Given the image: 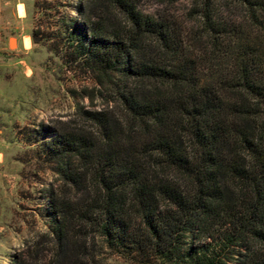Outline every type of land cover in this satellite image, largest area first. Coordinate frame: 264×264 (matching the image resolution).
I'll use <instances>...</instances> for the list:
<instances>
[{
  "label": "trees",
  "instance_id": "trees-1",
  "mask_svg": "<svg viewBox=\"0 0 264 264\" xmlns=\"http://www.w3.org/2000/svg\"><path fill=\"white\" fill-rule=\"evenodd\" d=\"M233 1L258 31L215 22L204 0L210 48L197 56L169 22L133 0H81L91 9L85 23L57 20L69 41L59 49L62 67L88 73L87 96H111L123 118L86 110L98 141L54 133L46 153L65 183L98 190L82 216L109 248L140 264H264V0ZM22 2L27 17L31 7L58 4ZM108 8L128 31L104 19ZM39 22L30 37L42 48ZM52 209L50 231L65 258L63 207Z\"/></svg>",
  "mask_w": 264,
  "mask_h": 264
},
{
  "label": "rangeland",
  "instance_id": "rangeland-1",
  "mask_svg": "<svg viewBox=\"0 0 264 264\" xmlns=\"http://www.w3.org/2000/svg\"><path fill=\"white\" fill-rule=\"evenodd\" d=\"M57 1V8L51 10L39 12L31 7L33 13L23 20L24 25L40 21L42 48L34 47L29 37L23 40L25 48L21 44L16 48L15 37L0 29V264H140L137 257L109 248L82 216L93 208L89 203L98 198V190L89 183L80 187L65 183L57 161L46 153L54 133L98 141L99 128L83 113L86 110L107 109L123 118L121 106L111 96H87L94 87L88 73L62 67L59 49L69 41L67 33L58 34V18L67 14L81 26L83 13L91 9H81V0ZM133 1L141 13L169 22L196 56L210 48L202 17L204 0ZM17 11L25 14L22 3ZM108 11L104 19L128 31L122 17L112 8ZM210 11L219 24H240L247 32L258 31L249 24L245 9L233 0H210ZM106 100H111L108 106ZM78 165L72 157L70 169ZM79 172L84 174L82 166ZM61 205L68 237L65 258L58 256L50 231L52 208ZM128 220L133 224V215Z\"/></svg>",
  "mask_w": 264,
  "mask_h": 264
},
{
  "label": "crops",
  "instance_id": "crops-1",
  "mask_svg": "<svg viewBox=\"0 0 264 264\" xmlns=\"http://www.w3.org/2000/svg\"><path fill=\"white\" fill-rule=\"evenodd\" d=\"M11 1H13L12 4H10ZM19 3L23 4L22 0H2L0 18L4 20V24L6 26L0 27V29L4 28L5 32H8L9 35H13L15 37L16 48H18L20 44L23 48H25L23 40L25 37H29L31 42L30 32L32 24H23V20L26 18V12L23 16L18 14L17 5Z\"/></svg>",
  "mask_w": 264,
  "mask_h": 264
},
{
  "label": "bare ground",
  "instance_id": "bare-ground-1",
  "mask_svg": "<svg viewBox=\"0 0 264 264\" xmlns=\"http://www.w3.org/2000/svg\"><path fill=\"white\" fill-rule=\"evenodd\" d=\"M13 43V42H12Z\"/></svg>",
  "mask_w": 264,
  "mask_h": 264
}]
</instances>
